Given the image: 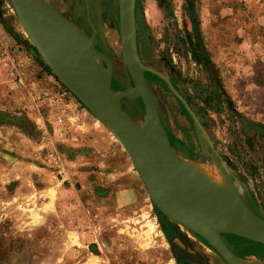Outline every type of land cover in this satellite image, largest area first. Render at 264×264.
Masks as SVG:
<instances>
[{
    "label": "rangeland",
    "instance_id": "rangeland-1",
    "mask_svg": "<svg viewBox=\"0 0 264 264\" xmlns=\"http://www.w3.org/2000/svg\"><path fill=\"white\" fill-rule=\"evenodd\" d=\"M42 1L94 34L113 91L133 86L117 0ZM134 13L138 58L156 73L144 77L175 157L211 164L216 155L236 199L264 221V0H135ZM121 104L135 125L145 118L141 99ZM0 107L16 134L0 154V264H226L153 205L120 144L45 65L11 0H0ZM99 130L115 147L109 166L78 147ZM225 237L237 259L264 264L263 245Z\"/></svg>",
    "mask_w": 264,
    "mask_h": 264
},
{
    "label": "water",
    "instance_id": "water-1",
    "mask_svg": "<svg viewBox=\"0 0 264 264\" xmlns=\"http://www.w3.org/2000/svg\"><path fill=\"white\" fill-rule=\"evenodd\" d=\"M11 2L25 34L45 65L90 114L118 140L143 183L151 202L163 215L202 238L226 264L239 263L229 249L224 238L225 235H234L264 246V221L262 219L237 199L224 204L209 201L198 203L196 195H191L181 189L169 174L167 167L158 159L156 152L141 139L136 125L124 113L122 100L141 99L145 109V125L158 120L154 101L144 77V73H156L141 64L137 53L135 0H117L121 59L125 70L133 81L131 88L118 92L111 89L112 65L108 57L95 48L93 33L91 38H88L78 27L42 0H11ZM25 7H31L44 18L80 37L86 50L98 57L101 66L98 68L95 81L101 90L99 95L95 93L93 96H89L83 89L73 88L58 74L41 47L31 39L21 22L20 15ZM86 18L89 22L88 11ZM162 79L174 96L184 105L192 120L195 121V117L170 86V83L165 78Z\"/></svg>",
    "mask_w": 264,
    "mask_h": 264
},
{
    "label": "bare ground",
    "instance_id": "bare-ground-1",
    "mask_svg": "<svg viewBox=\"0 0 264 264\" xmlns=\"http://www.w3.org/2000/svg\"><path fill=\"white\" fill-rule=\"evenodd\" d=\"M20 19L31 39L38 43L47 59L67 83L73 88L83 89L89 96H93L95 93L99 95L101 90L96 84L95 78L101 61L86 50L80 37L44 18L31 7L24 8ZM136 129L141 139L156 152L158 159L167 167L169 174L181 189L191 195H196L198 203L209 201L224 204L235 201L237 198L235 188L216 155L212 158L211 164H200L188 159L180 160L175 157L158 120L145 125L144 118L136 125ZM112 137L116 140L113 135ZM202 139L207 140L205 135ZM116 141L118 142V140ZM249 261L237 259L239 264L256 262L253 258H250Z\"/></svg>",
    "mask_w": 264,
    "mask_h": 264
},
{
    "label": "crops",
    "instance_id": "crops-1",
    "mask_svg": "<svg viewBox=\"0 0 264 264\" xmlns=\"http://www.w3.org/2000/svg\"><path fill=\"white\" fill-rule=\"evenodd\" d=\"M5 111L0 107V117L4 116ZM87 124V123H86ZM85 123L80 124L79 128L80 131L83 133L84 130L82 128H86ZM82 127V128H81ZM11 125L8 121H6L5 118L3 120L0 119V154H2V159L4 160L7 156H9V153L11 150V141L10 137L12 134L16 135L14 130L11 129ZM87 129V128H86ZM90 132H94L93 129ZM93 135L96 136L97 140H93ZM90 137V138H89ZM83 138H81L82 140ZM90 139V140H89ZM86 140V141H85ZM84 141H82L80 144H78L79 149L84 150V145H87V152L90 154H96V163L97 165H103V166H109L108 162L111 161L110 158L107 159L109 150H113L115 147L112 144L110 138L107 136L105 132L102 130L96 131L94 134L89 133L88 138H86ZM86 142V143H85ZM5 150V151H4ZM117 153V152H116Z\"/></svg>",
    "mask_w": 264,
    "mask_h": 264
},
{
    "label": "flooded vegetation",
    "instance_id": "flooded-vegetation-1",
    "mask_svg": "<svg viewBox=\"0 0 264 264\" xmlns=\"http://www.w3.org/2000/svg\"><path fill=\"white\" fill-rule=\"evenodd\" d=\"M111 89H112V87H111ZM115 92V91H114ZM224 238H225V240H226V237L224 236ZM226 242H227V244H228V247H229V249L231 250V252L233 253V251H232V249H231V247L229 246V243H228V241L226 240ZM234 254V253H233Z\"/></svg>",
    "mask_w": 264,
    "mask_h": 264
}]
</instances>
